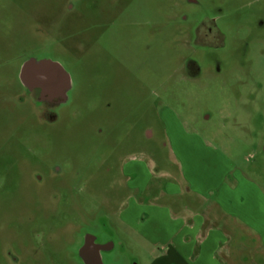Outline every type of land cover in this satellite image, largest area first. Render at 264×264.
I'll use <instances>...</instances> for the list:
<instances>
[{
	"label": "rangeland",
	"instance_id": "obj_1",
	"mask_svg": "<svg viewBox=\"0 0 264 264\" xmlns=\"http://www.w3.org/2000/svg\"><path fill=\"white\" fill-rule=\"evenodd\" d=\"M175 122L264 177V0H0V264H150L120 209L132 159L178 172Z\"/></svg>",
	"mask_w": 264,
	"mask_h": 264
},
{
	"label": "crops",
	"instance_id": "obj_2",
	"mask_svg": "<svg viewBox=\"0 0 264 264\" xmlns=\"http://www.w3.org/2000/svg\"><path fill=\"white\" fill-rule=\"evenodd\" d=\"M49 73L50 87L62 88L63 73L53 66ZM168 132L178 172L156 178L135 159L127 171L120 221L133 250L149 254L150 264H264V177L180 123ZM194 148L199 155L189 157ZM101 247L91 241L83 254L100 264Z\"/></svg>",
	"mask_w": 264,
	"mask_h": 264
},
{
	"label": "water",
	"instance_id": "obj_3",
	"mask_svg": "<svg viewBox=\"0 0 264 264\" xmlns=\"http://www.w3.org/2000/svg\"><path fill=\"white\" fill-rule=\"evenodd\" d=\"M51 66L55 67L58 71L61 72V74L63 73V79L65 80L63 68L58 64H27L24 71L25 77L28 82L34 86L42 85L44 86V88L46 86L48 87V89H50L51 87L49 69L51 68Z\"/></svg>",
	"mask_w": 264,
	"mask_h": 264
}]
</instances>
